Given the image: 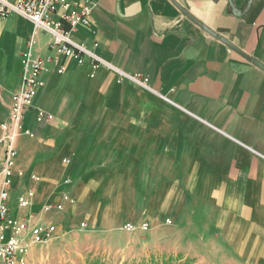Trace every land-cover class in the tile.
<instances>
[{"label": "crops", "instance_id": "crops-1", "mask_svg": "<svg viewBox=\"0 0 264 264\" xmlns=\"http://www.w3.org/2000/svg\"><path fill=\"white\" fill-rule=\"evenodd\" d=\"M177 1L264 64V0H232L236 12L231 0ZM69 34L89 53L59 71L54 50L41 72L33 106L54 118L27 110L12 188L35 187L31 210L68 195L93 222L103 204L134 201L136 221L142 201L164 199L160 217L171 214L189 244L213 238L264 264V71L171 0H95L90 23ZM30 40L52 53L54 34L23 14L0 17L6 115Z\"/></svg>", "mask_w": 264, "mask_h": 264}, {"label": "rangeland", "instance_id": "rangeland-1", "mask_svg": "<svg viewBox=\"0 0 264 264\" xmlns=\"http://www.w3.org/2000/svg\"><path fill=\"white\" fill-rule=\"evenodd\" d=\"M5 102L0 92V121L6 115ZM18 193L12 188V207H17ZM134 203L103 204L95 213L98 222L77 205L48 211L42 206L34 208L35 218L43 217L58 225L56 234L50 241L33 245L15 264H260V258L236 257L213 238L209 244H189L195 240L189 239L188 231L181 226H174L171 214L160 217L164 199L158 200L157 206L149 199L142 201V217L131 221L127 216L133 213ZM126 204L128 208L122 209ZM127 223L135 224L134 230H128ZM144 224L146 230L142 229Z\"/></svg>", "mask_w": 264, "mask_h": 264}, {"label": "built area", "instance_id": "built-area-1", "mask_svg": "<svg viewBox=\"0 0 264 264\" xmlns=\"http://www.w3.org/2000/svg\"><path fill=\"white\" fill-rule=\"evenodd\" d=\"M95 0H0V17L5 18L12 13L25 15L35 26L44 32L54 34V40L48 49L49 55L36 53L30 40L21 53V90L12 94L7 106V115L0 121V264H15L28 254L33 245L43 244L55 236L57 226L52 220L36 217L30 207L34 204L35 187H29L17 196V207L23 211L16 214L9 203L13 186V171L17 160V138L24 131L23 121L27 110L36 111L37 122L52 120L54 114L41 108L35 109L33 102L39 86L41 72L49 63L58 61L57 50L63 60L59 63V71L67 67L68 58H76L83 63L84 55L89 53L84 43H76L69 32L82 24H89ZM140 80V79H138ZM26 132L30 133L27 128ZM39 179V177L34 176ZM66 202L72 203L68 195L63 199L52 201L43 206L44 211L62 210ZM83 225H86L84 222ZM128 230H134L135 224L127 223ZM143 230L147 225L142 226Z\"/></svg>", "mask_w": 264, "mask_h": 264}, {"label": "water", "instance_id": "water-1", "mask_svg": "<svg viewBox=\"0 0 264 264\" xmlns=\"http://www.w3.org/2000/svg\"><path fill=\"white\" fill-rule=\"evenodd\" d=\"M176 4V6L180 9V11L186 15L188 18H190L194 23L198 24L203 30H207L209 33H211L214 37H216L218 40H221L223 43L227 44L231 49L234 51H237L241 56H243L245 59H247L249 62L254 63L256 66H258L260 69L264 71V64L260 62L258 59L254 58L252 55H249L244 50H242L238 45L233 44L231 41H229L225 36L222 34L217 33L214 29H211L208 27L205 23L203 24L195 15H193L190 11H188L185 7H183L179 1L177 0H171ZM252 0H249V5ZM231 6L233 8V11L236 12L235 5L233 1H230ZM239 10V9H238ZM242 12V11H240Z\"/></svg>", "mask_w": 264, "mask_h": 264}]
</instances>
